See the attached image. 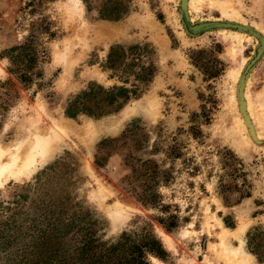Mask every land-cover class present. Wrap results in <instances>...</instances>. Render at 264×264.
I'll list each match as a JSON object with an SVG mask.
<instances>
[{
	"label": "rangeland",
	"instance_id": "obj_1",
	"mask_svg": "<svg viewBox=\"0 0 264 264\" xmlns=\"http://www.w3.org/2000/svg\"><path fill=\"white\" fill-rule=\"evenodd\" d=\"M186 15L236 26L193 34L182 0H0V152L61 137L0 185V264H60L126 234L162 244L151 264H264V0H187ZM91 86L130 96L71 116Z\"/></svg>",
	"mask_w": 264,
	"mask_h": 264
},
{
	"label": "trees",
	"instance_id": "obj_2",
	"mask_svg": "<svg viewBox=\"0 0 264 264\" xmlns=\"http://www.w3.org/2000/svg\"><path fill=\"white\" fill-rule=\"evenodd\" d=\"M14 51L17 52L15 59L20 61L21 72L25 71L27 65L32 67L36 62L37 56L33 52L32 43L19 46ZM124 52V48L112 50L110 54L111 67H115ZM129 96L130 90L127 88L106 90L101 86H91L78 99L71 102L69 114L75 116L80 112H87L97 116L106 115L117 111L129 99ZM145 173V175L153 176L150 169H147ZM172 225H175L174 221ZM95 248L92 242L86 243L83 248L69 254V258H66L68 251L65 250L60 264H151L147 260L146 254L151 253L160 258L166 255L162 244L152 236H146L137 243L126 234L107 250L97 252Z\"/></svg>",
	"mask_w": 264,
	"mask_h": 264
},
{
	"label": "bare ground",
	"instance_id": "obj_3",
	"mask_svg": "<svg viewBox=\"0 0 264 264\" xmlns=\"http://www.w3.org/2000/svg\"><path fill=\"white\" fill-rule=\"evenodd\" d=\"M186 5L187 0H182L183 15L185 16V21L188 27L190 26V28L195 29L200 28L197 27L198 25L190 24L189 20H186ZM238 37L240 38V36ZM263 50L264 47L262 46L259 50L260 54L257 58H259ZM60 127L62 128V126ZM36 131L34 132L35 135L33 138L25 140L18 146L14 144V148L16 146L15 149H10V146L9 149L5 148V150L0 152V185L8 179H15L18 181L30 176V174L34 172V169L38 167V165L40 166V164H44V162H46V160L51 156V154L57 149L61 141L59 132L55 131L51 135H43Z\"/></svg>",
	"mask_w": 264,
	"mask_h": 264
},
{
	"label": "water",
	"instance_id": "obj_4",
	"mask_svg": "<svg viewBox=\"0 0 264 264\" xmlns=\"http://www.w3.org/2000/svg\"><path fill=\"white\" fill-rule=\"evenodd\" d=\"M185 1V0H184ZM187 16V15H186ZM186 20H188V18L186 17ZM198 25L197 27H200L198 29H195V28H190V26L188 27L189 30L193 33V34H199L201 32H204V31H208V30H211V29H215V28H231V27H235L236 25L233 24V23H229V22H202V23H198L196 24ZM237 27H240L242 28V26H237ZM264 47V40H262V45L261 47ZM260 47V48H261ZM260 48L258 49V55L260 54L259 53V50ZM263 53V52H262ZM257 55V57H258ZM261 56V55H260ZM259 56V57H260ZM254 62V61H253Z\"/></svg>",
	"mask_w": 264,
	"mask_h": 264
}]
</instances>
